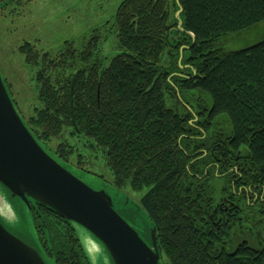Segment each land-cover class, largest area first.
<instances>
[{"label": "trees", "instance_id": "obj_1", "mask_svg": "<svg viewBox=\"0 0 264 264\" xmlns=\"http://www.w3.org/2000/svg\"><path fill=\"white\" fill-rule=\"evenodd\" d=\"M178 1L194 44L176 30V0H124L114 24L121 53L106 69L94 62L97 38L81 51L66 42L55 57L20 46L37 69L39 107L25 123L58 160L74 154L67 133L101 152L114 187L147 189L139 205L162 264H264V229L257 247L238 243L247 226L251 237L264 228V40L235 52L219 47L264 22V0ZM176 91L195 105L196 122L180 111ZM222 115L226 131L215 128ZM29 213L39 244L30 246L54 264H90L70 223L40 205Z\"/></svg>", "mask_w": 264, "mask_h": 264}, {"label": "rangeland", "instance_id": "obj_2", "mask_svg": "<svg viewBox=\"0 0 264 264\" xmlns=\"http://www.w3.org/2000/svg\"><path fill=\"white\" fill-rule=\"evenodd\" d=\"M124 0H32L22 7L7 0H0V75L12 99L15 109L26 122L33 116L34 108L39 107L38 88L36 83L37 69L28 66L24 57L19 53V47L28 42L38 51L57 56L66 42L72 43L74 48L81 51L84 46L97 38V49L94 58L102 69H106L111 60L121 53L118 46L117 32L114 28L115 17L120 4ZM264 40V22L257 29L246 31L239 35H230L219 45L225 52H235L249 48ZM179 63L184 58L182 49L179 52ZM163 65L168 61L165 58ZM162 65V63H161ZM182 65V64H181ZM166 66V65H164ZM184 70L185 66H179ZM177 92V91H176ZM207 108L212 107V101L207 94H203ZM180 111L186 109L198 120L195 105L177 92ZM175 106L174 101L168 100V105ZM186 113L188 114V112ZM215 128L226 131L230 126L229 119L222 115L217 119ZM194 121H190L193 124ZM214 120H212L213 122ZM215 122V121H214ZM213 122V123H214ZM73 147L74 154L69 162H63L77 170L75 174L91 188L105 190L112 198L114 208L134 229L142 234L146 240L150 237V223L143 210L136 209L147 189L135 192L129 186L117 189L113 186V176L105 164L100 151L88 148L82 138L65 134L63 141ZM58 141L49 143L54 149ZM52 153V152H51ZM53 154V153H52ZM54 155V154H53ZM55 156V155H54ZM82 157V159L80 158ZM250 200V197L248 196ZM129 200V201H128ZM128 202V205L126 204ZM8 193L0 186V220L4 227L28 244L37 243L32 226L29 209L19 207ZM126 207V209H125ZM130 213L125 214V210ZM257 233L246 227L238 243L247 242L257 247V236L263 238L262 227ZM75 232L83 248L88 252V259L92 264H113L109 255L90 238V235L80 227ZM46 264H54L53 258L43 254ZM161 263L162 260H161Z\"/></svg>", "mask_w": 264, "mask_h": 264}, {"label": "water", "instance_id": "obj_3", "mask_svg": "<svg viewBox=\"0 0 264 264\" xmlns=\"http://www.w3.org/2000/svg\"><path fill=\"white\" fill-rule=\"evenodd\" d=\"M182 13L178 3L176 30L180 36H191L194 44V36L182 29ZM73 84L74 80L70 86L71 107ZM72 122L78 131L74 118ZM75 172L78 171L58 160L37 141L16 111L0 75V185L10 197L27 209L32 204L46 207L74 230L75 227L85 230L113 264H162L150 219V237L146 240L118 214L105 190L91 188ZM134 207L143 210L139 204ZM43 254L9 232L0 220V264H46Z\"/></svg>", "mask_w": 264, "mask_h": 264}, {"label": "flooded vegetation", "instance_id": "obj_4", "mask_svg": "<svg viewBox=\"0 0 264 264\" xmlns=\"http://www.w3.org/2000/svg\"><path fill=\"white\" fill-rule=\"evenodd\" d=\"M124 213L125 214L130 213V209L129 210H125Z\"/></svg>", "mask_w": 264, "mask_h": 264}]
</instances>
